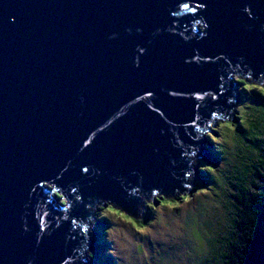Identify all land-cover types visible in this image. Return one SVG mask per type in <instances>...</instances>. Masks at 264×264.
Listing matches in <instances>:
<instances>
[{"label":"water","instance_id":"water-1","mask_svg":"<svg viewBox=\"0 0 264 264\" xmlns=\"http://www.w3.org/2000/svg\"><path fill=\"white\" fill-rule=\"evenodd\" d=\"M235 74L264 0H0V264H91L90 207L185 194Z\"/></svg>","mask_w":264,"mask_h":264},{"label":"trees","instance_id":"trees-1","mask_svg":"<svg viewBox=\"0 0 264 264\" xmlns=\"http://www.w3.org/2000/svg\"><path fill=\"white\" fill-rule=\"evenodd\" d=\"M251 83H239L244 86L241 97L251 94L250 106H243L245 97L238 111L232 110L231 117L224 119L227 123L220 121L221 130L208 135L210 161L201 158L200 163L192 164L195 172L190 176L188 191L170 197L157 193L152 200L143 196L149 200L148 205L141 200L140 206L146 227L156 219L158 205H187L182 220L187 231L183 245L165 250L151 243L153 253L173 263L187 259V264H264V80ZM217 123L214 121L211 129ZM64 203L69 206L65 198ZM211 203L218 204V208L212 209ZM96 207L101 209L91 224L95 238L90 249L91 264H115L120 258L111 252L114 242L108 236L113 226L110 216L116 213L121 220L125 217L133 223L137 217L105 201ZM190 241L200 247L197 257L187 256L192 251Z\"/></svg>","mask_w":264,"mask_h":264},{"label":"rangeland","instance_id":"rangeland-1","mask_svg":"<svg viewBox=\"0 0 264 264\" xmlns=\"http://www.w3.org/2000/svg\"><path fill=\"white\" fill-rule=\"evenodd\" d=\"M232 80L234 83L237 84L238 90H233L234 93V99L235 101H231L230 105L233 106V110L236 113L238 109L242 106L243 99L246 97L247 101L243 104V106H250L251 100L249 99L250 93L248 92L245 94V97H241L240 91H242V85L239 83L246 82L245 78L243 76H240L238 74H235L232 77ZM249 83L251 81L255 82L253 79H248ZM251 85H253L251 83ZM264 85V84H262ZM255 86V85H253ZM259 87V86H256ZM239 93V94H238ZM245 93V92H244ZM237 94L239 96H237ZM242 98V99H241ZM249 99V102H248ZM238 116V115H237ZM227 123V122H223ZM221 122L217 123L214 128H212V133L208 135H213V133L216 131H220L221 128ZM205 135V138L208 136ZM210 142H207L205 147L207 149V152H209L208 147L210 146ZM210 155V153H209ZM201 159L197 156L194 157L193 165H196L197 163H200ZM205 161H207L205 159ZM210 161V159H209ZM195 179H192V182ZM188 181H191V177ZM58 196L57 198L62 204L64 203V196L60 193H56ZM211 196V195H208ZM144 203V205H148L149 200L142 197L141 199ZM67 202V200L65 199ZM212 209H217L218 204L211 203ZM109 207H107L108 209ZM187 205H183L181 207H177L176 205L171 207H160L158 205V208L155 210L156 219L154 220L152 226L146 227L143 225V219H144V213L142 212L141 208L139 210V214L137 216V220L135 223L134 221L126 219L123 217L124 220H121L120 218L116 217L115 214H112L111 219L113 220V226L111 234L108 235L109 238H111L114 242L111 252H114L117 254V257L120 259H117V263L115 264H187V259L179 260L178 263H173L168 259L166 256L161 257V255H158V253H153V250L150 246V244H154L160 247H164V249L171 250L175 248V246L183 245L185 236L187 235V231L185 229V225L183 224V218H185V211H186ZM101 207L93 208L91 212H93V219L89 220L90 227L89 233H90V240H88V249L84 253V258L91 263L92 254L91 250L92 247L95 245V238L92 235L93 233V225L95 223V218L99 214ZM178 209V211L175 212V210ZM144 211V210H143ZM213 213V210H212ZM126 214V213H125ZM139 222V223H138ZM88 233V232H87ZM91 243V244H90ZM92 245V246H91ZM91 248V250H90ZM178 249V248H177ZM183 250V248H181ZM190 249L191 252L187 253V256H192L193 258L197 257V252L199 251L200 247L196 245L195 243L190 241ZM167 250V251H168ZM164 252V251H163ZM167 254V253H166ZM83 255V254H82ZM152 257V261H151ZM186 260V261H185Z\"/></svg>","mask_w":264,"mask_h":264},{"label":"clouds","instance_id":"clouds-1","mask_svg":"<svg viewBox=\"0 0 264 264\" xmlns=\"http://www.w3.org/2000/svg\"><path fill=\"white\" fill-rule=\"evenodd\" d=\"M245 78V80H248V79H250V78H247V77H244ZM262 80V78H260V80L259 81H261ZM256 82V81H255ZM234 85H235V87H236V89H234L235 91H237L238 90V86H237V84L236 83H234V82H232ZM233 91V90H232ZM231 115H232V110H231ZM217 118H215V117H213V120L214 121H218V122H220V121H225L224 119H227V117H223V116H220V117H223V118H221V119H218L219 118V116H216ZM231 117V116H230ZM212 123H214V122H211L209 125V129L204 133V136H202L203 138H205V135L207 134H209L210 133V131H212V129H211V124ZM207 138H208V136H207ZM84 257V256H83Z\"/></svg>","mask_w":264,"mask_h":264},{"label":"bare ground","instance_id":"bare-ground-1","mask_svg":"<svg viewBox=\"0 0 264 264\" xmlns=\"http://www.w3.org/2000/svg\"><path fill=\"white\" fill-rule=\"evenodd\" d=\"M73 194H75V192H73ZM138 214H139V212H138ZM82 258H84V257H82Z\"/></svg>","mask_w":264,"mask_h":264}]
</instances>
